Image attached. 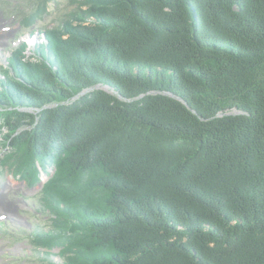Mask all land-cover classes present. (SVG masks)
Instances as JSON below:
<instances>
[{"label":"trees","instance_id":"trees-1","mask_svg":"<svg viewBox=\"0 0 264 264\" xmlns=\"http://www.w3.org/2000/svg\"><path fill=\"white\" fill-rule=\"evenodd\" d=\"M83 7L0 77V165L31 187L55 170L37 248L62 264H264V0Z\"/></svg>","mask_w":264,"mask_h":264},{"label":"rangeland","instance_id":"rangeland-1","mask_svg":"<svg viewBox=\"0 0 264 264\" xmlns=\"http://www.w3.org/2000/svg\"><path fill=\"white\" fill-rule=\"evenodd\" d=\"M81 8L85 10L83 0H0V77L23 42L32 52L45 37L44 31L61 26ZM38 13L36 23L28 25ZM3 145L4 139L0 138V162L9 152ZM54 173H42V183L31 187L10 166L0 165V191L9 181L20 186L9 191L3 201L0 194V264L63 263L59 249L47 252L34 243L35 232L51 224L53 213L44 207L42 190Z\"/></svg>","mask_w":264,"mask_h":264},{"label":"bare ground","instance_id":"bare-ground-1","mask_svg":"<svg viewBox=\"0 0 264 264\" xmlns=\"http://www.w3.org/2000/svg\"><path fill=\"white\" fill-rule=\"evenodd\" d=\"M18 187H20V186H18L16 184H14L13 182L9 181V183L6 186H4V188L1 189V191H0L1 201L5 200V198H7V194H8L9 191H11L12 189L18 188ZM1 204H2V202H1ZM2 210H3V206H0V212ZM18 248L20 249L21 247H18Z\"/></svg>","mask_w":264,"mask_h":264},{"label":"water","instance_id":"water-1","mask_svg":"<svg viewBox=\"0 0 264 264\" xmlns=\"http://www.w3.org/2000/svg\"><path fill=\"white\" fill-rule=\"evenodd\" d=\"M99 87H101V86H99Z\"/></svg>","mask_w":264,"mask_h":264}]
</instances>
